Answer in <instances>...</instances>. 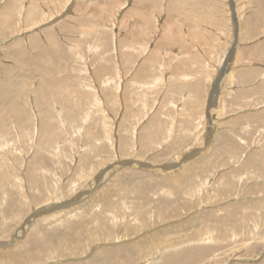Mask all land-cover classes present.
<instances>
[{
	"label": "rangeland",
	"instance_id": "1",
	"mask_svg": "<svg viewBox=\"0 0 264 264\" xmlns=\"http://www.w3.org/2000/svg\"><path fill=\"white\" fill-rule=\"evenodd\" d=\"M0 264H264V0H0Z\"/></svg>",
	"mask_w": 264,
	"mask_h": 264
}]
</instances>
